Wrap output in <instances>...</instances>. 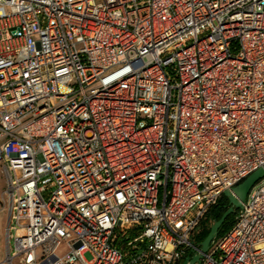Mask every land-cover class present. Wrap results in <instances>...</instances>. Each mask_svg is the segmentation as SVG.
<instances>
[{"label":"built area","instance_id":"obj_1","mask_svg":"<svg viewBox=\"0 0 264 264\" xmlns=\"http://www.w3.org/2000/svg\"><path fill=\"white\" fill-rule=\"evenodd\" d=\"M262 167L264 0H0V264H181ZM235 216L200 264H264Z\"/></svg>","mask_w":264,"mask_h":264},{"label":"water","instance_id":"obj_2","mask_svg":"<svg viewBox=\"0 0 264 264\" xmlns=\"http://www.w3.org/2000/svg\"><path fill=\"white\" fill-rule=\"evenodd\" d=\"M262 179H264V167L254 171L239 185L232 188L231 191H225L223 193V197L227 199L229 207L222 214L219 220H214L212 222L208 235L201 243L197 245L198 252L194 253L191 258H186L182 264H200L202 255L209 250L213 241L219 235V231L221 230L225 220L230 215L234 214L236 210L241 209L242 204L245 203L247 195L251 188Z\"/></svg>","mask_w":264,"mask_h":264},{"label":"rangeland","instance_id":"obj_3","mask_svg":"<svg viewBox=\"0 0 264 264\" xmlns=\"http://www.w3.org/2000/svg\"><path fill=\"white\" fill-rule=\"evenodd\" d=\"M0 187L3 188V184L1 182ZM224 206H226L227 208L229 207V203L227 201L226 198H223L222 200H220L219 202V208H223ZM237 211V210H236ZM235 211V213H236ZM235 213L230 215L227 218V221L225 222L226 224L221 228V230L219 231V235L217 236L216 240L220 239V237H222L225 233H227L230 228L233 225L234 219H235ZM1 214V213H0ZM2 215H4V213H2ZM212 222L211 219L209 217L204 218L201 223L198 225V227L195 229V231L191 234L189 241L192 245L197 246L205 237L206 233H209V230L211 228ZM135 237V235L133 233H130L126 239H122L120 240L116 246L117 247H121L122 245H124L126 242L131 241L133 238ZM12 245V243H10V246ZM59 253L63 252V247H61L58 251ZM84 258L86 260H89V255H85ZM217 260V256L214 257Z\"/></svg>","mask_w":264,"mask_h":264},{"label":"trees","instance_id":"obj_4","mask_svg":"<svg viewBox=\"0 0 264 264\" xmlns=\"http://www.w3.org/2000/svg\"><path fill=\"white\" fill-rule=\"evenodd\" d=\"M224 197L223 196H221V198L219 199V201L213 206V207H211L210 209H209V211L207 212V214L205 215V217L204 218H206V217H209L210 219H211V222H213L214 220H219L220 219V217L222 216V214L227 210V207L226 206H224L223 208H219V202H220V200H222ZM203 218V219H204ZM227 221V219L225 220V222ZM224 222V224H223V226L226 224ZM222 226V227H223ZM208 235V232L206 233V235H205V237H204V239L206 238V236ZM203 239V240H204ZM202 240V241H203ZM201 241V242H202ZM200 242V243H201ZM181 264H182V262H181Z\"/></svg>","mask_w":264,"mask_h":264},{"label":"crops","instance_id":"obj_5","mask_svg":"<svg viewBox=\"0 0 264 264\" xmlns=\"http://www.w3.org/2000/svg\"><path fill=\"white\" fill-rule=\"evenodd\" d=\"M5 223L6 216L5 214H0V262L3 260L5 255Z\"/></svg>","mask_w":264,"mask_h":264}]
</instances>
